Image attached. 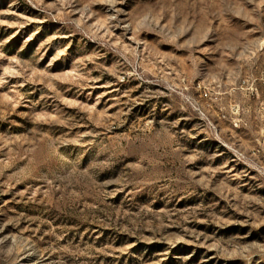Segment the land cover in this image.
<instances>
[{
    "label": "rangeland",
    "instance_id": "obj_1",
    "mask_svg": "<svg viewBox=\"0 0 264 264\" xmlns=\"http://www.w3.org/2000/svg\"><path fill=\"white\" fill-rule=\"evenodd\" d=\"M264 0H0V264H264Z\"/></svg>",
    "mask_w": 264,
    "mask_h": 264
},
{
    "label": "built area",
    "instance_id": "obj_2",
    "mask_svg": "<svg viewBox=\"0 0 264 264\" xmlns=\"http://www.w3.org/2000/svg\"><path fill=\"white\" fill-rule=\"evenodd\" d=\"M263 48H264V46H263ZM263 76H264V72H263Z\"/></svg>",
    "mask_w": 264,
    "mask_h": 264
}]
</instances>
